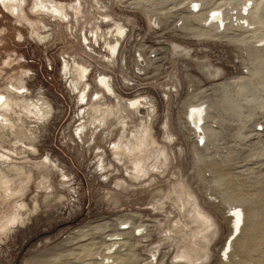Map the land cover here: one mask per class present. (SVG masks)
Instances as JSON below:
<instances>
[{"label":"rangeland","instance_id":"1","mask_svg":"<svg viewBox=\"0 0 264 264\" xmlns=\"http://www.w3.org/2000/svg\"><path fill=\"white\" fill-rule=\"evenodd\" d=\"M7 1L0 264H264V0Z\"/></svg>","mask_w":264,"mask_h":264},{"label":"bare ground","instance_id":"2","mask_svg":"<svg viewBox=\"0 0 264 264\" xmlns=\"http://www.w3.org/2000/svg\"><path fill=\"white\" fill-rule=\"evenodd\" d=\"M4 1H6V2H4L7 6H9L10 8H15L16 6H15V4H14V2H12V1H7V0H4ZM165 1V0H164ZM201 2H203V3H205L206 4V2H207V0H203V1H201ZM264 2V1H263ZM263 2H261V4L259 5V7L258 6H256V9L254 10V14H253V16H252V19H253V21H254V23H261V22H264V15H263V17H262V14H260V13H263V11H264V3ZM37 3L40 5V6H43L44 8H46V10L48 9L49 11H51V12H53V13H55V14H59V15H63V13H64V10H63V8H61L60 6H59V4L57 3V2H55L54 0H38L37 1ZM225 4V3H224ZM203 8V7H202ZM194 17H197V18H203L202 17V15H200V14H194L193 15ZM223 16V15H222ZM256 16H258V17H256ZM223 21H226V20H223ZM227 25V24H226ZM241 25V24H240ZM258 25V24H257ZM248 26V25H247ZM221 27V26H220ZM244 28H246V27H244ZM244 28H242V29H244ZM248 28H250V27H248ZM252 29V28H251ZM201 32V31H200ZM256 59H258V60H262V59H259V57H256ZM260 62V61H259ZM78 68V72H79V74H80V77H82L83 75H84V73H85V67H83V66H78L77 67ZM260 72V71H259ZM245 82V81H244ZM240 84V83H239ZM253 87H254V85H252ZM251 86V87H252ZM245 87H246V85H245ZM252 87V88H253ZM239 89H240V94H242V93H244V94H247L248 93V91H246V88L244 89V86L242 85V87L240 88V86H239ZM249 90H251V89H249ZM250 92V91H249ZM254 92V91H253ZM250 95H251V93H249ZM255 94H257V92H255ZM253 95V94H252ZM244 97V96H243ZM248 97V96H247ZM254 100V99H253ZM10 103V99L9 100H6L4 103L6 104V103ZM137 103L139 102V101H136ZM237 102V101H236ZM241 102V101H240ZM253 102V101H252ZM254 102H257V100L256 101H254ZM258 103V102H257ZM262 103V102H261ZM233 104V103H232ZM231 104V105H232ZM241 104V103H240ZM34 105V104H33ZM254 105V104H253ZM262 105H264V103L262 104ZM142 106V105H141ZM233 106V105H232ZM231 106V107H232ZM255 106V105H254ZM18 107H19V105H18ZM233 108H234V106H233ZM237 108H239V107H237L236 106V109ZM257 108V107H256ZM235 109V110H236ZM141 110H143V109H141ZM239 110H242V109H240L239 108ZM27 111V110H26ZM30 113V112H29ZM142 113V112H141ZM31 114V113H30ZM33 114V113H32ZM200 114V113H199ZM194 117V119H196V117L195 116H197V114H194L193 115ZM205 129L202 127V129H201V131H202V135H204L206 132L204 131ZM213 134H215V133H213ZM137 138V140L135 141V144H134V147L133 148H135V147H138L139 146V148H141V141H143L142 139H141V137H139V136H137L136 137ZM159 154H161V153H159ZM163 154H165V151L163 152ZM136 170L138 171V172H140V171H144L145 170V168H144V165H143V160L140 158L139 160H137V163H136ZM1 184L4 186V188H5V190L8 192L9 191V189L11 188L10 187V181L9 180H7L6 178H4V177H1ZM228 200V199H227ZM230 200V199H229ZM232 211H233V216L235 217V220H234V228H235V231L233 232V234L235 233V232H238L237 230H239L240 229V224H241V220H242V215H243V209L242 208H240V207H238V205H236V206H234V207H232ZM197 212L201 215V216H203L205 219H207L208 221H210V217L207 215V214H205L204 212H202L200 209H198L197 210ZM252 213V212H251ZM234 237V236H233ZM231 243L232 242H230V240L227 242V246H231ZM224 255H227L228 254V251H227V249H225L224 250ZM113 256V255H112ZM112 261V260H111ZM110 261V262H111ZM117 261V260H116Z\"/></svg>","mask_w":264,"mask_h":264}]
</instances>
